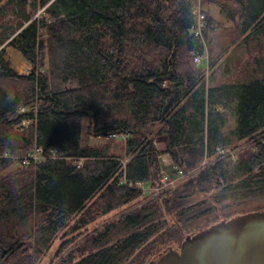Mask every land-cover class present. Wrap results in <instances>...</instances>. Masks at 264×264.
<instances>
[{"label": "trees", "instance_id": "trees-1", "mask_svg": "<svg viewBox=\"0 0 264 264\" xmlns=\"http://www.w3.org/2000/svg\"><path fill=\"white\" fill-rule=\"evenodd\" d=\"M212 2L233 25L216 36L207 10V28L195 34L193 0H0V12L16 17L0 32V248L15 250L4 264H38L60 233L79 238L140 199L147 193L137 182L155 183L163 154L179 168L186 160L201 168L163 200L106 221L70 249L62 243L50 264H143L188 234L264 209H239L264 200V0ZM254 43L246 68L228 60L217 74L231 47ZM8 47L27 72L13 66ZM207 50L208 76L192 63ZM85 118L94 136L126 135L116 138L125 155L84 144ZM244 141L253 144L235 156L219 153ZM36 147L45 160L15 166L13 156ZM211 213L224 217L191 231ZM165 214L171 224L160 222Z\"/></svg>", "mask_w": 264, "mask_h": 264}, {"label": "rangeland", "instance_id": "rangeland-1", "mask_svg": "<svg viewBox=\"0 0 264 264\" xmlns=\"http://www.w3.org/2000/svg\"><path fill=\"white\" fill-rule=\"evenodd\" d=\"M197 3L202 5V8L204 9V11L207 10V11H209L212 14L213 18L218 23L217 26L220 27L219 31L211 32L212 36H216V34H220L226 28L227 29H231L233 27L232 23L227 21V19L220 13L219 9L217 8L216 5H214L212 0H198ZM40 12H42V9L38 10L36 12L35 16H38ZM205 13H206V11H205ZM15 19H16V17L14 16L13 13H11L10 10H3L2 12H0V32H3L6 29V24H8V23H10L12 21H15ZM257 46H258V43H254V45H251V47L250 46L244 47L243 45H242L243 48H241V46H239L237 48L231 47L228 50L229 53L227 55H224L223 57H221V59L219 60V63L217 65L219 67V70H218L217 74H219L221 72L222 66L225 63H227L228 60L231 61L232 64H235L237 66L239 64H241L242 66H244V68H246L247 64H248V58L250 56L249 54L252 53L253 50L257 48ZM207 52H208V50L204 54H201L202 55V63L197 64V63H195L194 59H193L192 63L194 64L195 67H201V66L204 67L205 66L204 68L206 69V74L208 76L210 74L212 75L213 69L212 68H208V66H207L208 58L210 57L209 54H208L209 52L208 53ZM7 53H8L9 58L12 61L13 66L16 69H18L21 72H27L29 70V66H28L27 62L25 61L23 55L21 54V52L19 50L15 49L13 47H8L7 48ZM254 54L261 55V52L255 51ZM87 124H88V119L85 118L84 119V123H83V125H84L83 143L84 144L99 145V146H107L108 145V147L111 148L110 149L111 153H115L117 151L116 154H121L123 156L125 155V149H124V145H123L124 141L123 140H118V139H116V137H111V136H107V137L94 136V135H92V134L87 132V130H86ZM165 142H166V135H161V136H159L157 138V145H158V147L161 150H163L165 148ZM252 144H253L252 141H244V142H241V143L234 144L233 146L235 148L234 147H232V148H233V150L236 153L239 150L245 148L246 146H250ZM110 150H109V152H110ZM21 155H24V154H21ZM161 158H162V160H164V162H167V163L171 162V158H170L169 154H163V156ZM125 161H127L126 158H125ZM184 163H187L189 173H192V172L194 173V171H196L199 168H201L200 167L201 165L197 166V168L192 166L190 164L189 160H186ZM204 163L207 164L206 160L203 161L202 164H204ZM15 166H17V164ZM161 171L162 170L160 168V173H161ZM187 178H188V176L174 178L173 179L174 184H172V185L170 184L169 185L170 189H167V190H163V189L160 188V185L158 184V182H159V178H158L155 181V183L151 184L150 192H148L147 194H144L140 199H138L136 201H133L131 203H128V204H126V205H124V206H122V207H120V208L108 213L107 215L103 216L102 218L98 219L97 221L91 223L88 226V231H86V233L83 234L79 238L84 239L86 236L90 235L96 228L102 227V225H104L106 221H108V222L112 221V220L116 219L117 217H119L120 215H122L124 213H127V212H130L131 210L137 209L138 207H140L143 204L147 203L151 199L158 198L159 200H163V198L166 196V194L168 192H170L173 189H175L179 184H181ZM157 186H158V189H156ZM211 194H213L212 191L210 193H201L200 192L196 196L195 201H199L202 198H207ZM226 202L229 203V202H232V201L231 200H227ZM226 202L221 204V208L226 206V204H227ZM263 206H264V200H262V201L260 200V201L251 202L249 205L241 206V207H239V209L253 210V209H256V208L263 207ZM234 208L235 207H233V209L224 207L223 209L228 210V211H234ZM219 212H222V210L220 209ZM248 212H250V211H248ZM221 217H224L222 215V213H220L219 218H215L213 213L206 214V215H203V216H199L194 221L195 223L191 227V231H194V230L198 229L202 225H206V224L212 223L216 219H220ZM165 218H167L170 221V224L172 223V217H170V216H168L166 214L164 216L162 215L159 218L161 220L160 222L161 223L165 222ZM66 233H67V235H65ZM187 233H189V232H187ZM77 236L78 235H76V233L68 232V231H66V232L64 231V232L60 233L58 235V237L56 238L54 244L52 245L51 249L47 252L46 256H44L43 260L40 263H38V264H50L51 260L53 258H55V255H56L58 247L62 243L67 242V247H68V249H70L73 245L76 244V242L81 240V239L78 240L79 238H77ZM8 244L3 245L0 248V264H4L7 261H9L12 258V256L14 255V253H15L14 247L11 248L10 247L11 244L10 243H8ZM166 244L167 243H162V244L158 245L159 247H157V248L161 249V248L165 247ZM180 244H181V242L175 241L169 247H179ZM68 249H65V253L68 252L67 251ZM156 252L154 254H148L147 257L144 258V262L142 261V263L143 264H148L149 261H151L152 259H154L157 255H159L161 253V252H159L157 254ZM59 259H60V257L56 258L53 264L59 263V261H60Z\"/></svg>", "mask_w": 264, "mask_h": 264}, {"label": "water", "instance_id": "water-1", "mask_svg": "<svg viewBox=\"0 0 264 264\" xmlns=\"http://www.w3.org/2000/svg\"><path fill=\"white\" fill-rule=\"evenodd\" d=\"M148 264H264V209L188 234L180 248L171 247Z\"/></svg>", "mask_w": 264, "mask_h": 264}, {"label": "built area", "instance_id": "built-area-1", "mask_svg": "<svg viewBox=\"0 0 264 264\" xmlns=\"http://www.w3.org/2000/svg\"><path fill=\"white\" fill-rule=\"evenodd\" d=\"M195 2L193 12L197 17V25L195 28V34L198 36H203L204 30L207 28L208 20H207V14L205 13L204 9L202 8V5L197 3L198 0H193ZM195 63L200 64L202 63V55H194ZM25 108L23 107L22 110ZM111 137H126L124 134H112ZM264 142V139H263ZM219 153L222 154H230L232 156H235V151L233 148H219ZM9 155V151H6L5 156ZM15 159V162L17 165H30L32 163H39L47 158V155L44 154V150L42 147H36L33 150H31L26 155L21 156H13ZM79 166L82 164V159L79 160ZM187 166V163H186ZM161 175L159 177L158 184L160 185V188L163 190L170 189L169 185L174 184L173 179L178 177H185L189 176V170L184 168H179L173 163H167L162 160L161 165ZM137 186L141 188V190L144 193L150 192L151 184L146 182H137ZM158 189V186L156 187Z\"/></svg>", "mask_w": 264, "mask_h": 264}, {"label": "bare ground", "instance_id": "bare-ground-1", "mask_svg": "<svg viewBox=\"0 0 264 264\" xmlns=\"http://www.w3.org/2000/svg\"><path fill=\"white\" fill-rule=\"evenodd\" d=\"M30 123H31V122H30ZM29 125H30V124H29ZM19 127H20V126H19ZM12 142H13V141H12ZM14 142H15V141H14ZM28 149H29V148H28ZM49 152H50V151H49ZM57 152H58V151H57ZM107 152H108V151H107ZM110 152H111V150H110ZM116 152H117V151H116ZM116 152H115V153H116ZM105 154H106V153H105ZM113 156H114V155H113ZM122 158H123V157H122ZM82 165H83V164H82ZM125 165H126V164H125ZM180 168H181V167H180Z\"/></svg>", "mask_w": 264, "mask_h": 264}, {"label": "crops", "instance_id": "crops-1", "mask_svg": "<svg viewBox=\"0 0 264 264\" xmlns=\"http://www.w3.org/2000/svg\"><path fill=\"white\" fill-rule=\"evenodd\" d=\"M165 147H166V144H165Z\"/></svg>", "mask_w": 264, "mask_h": 264}]
</instances>
